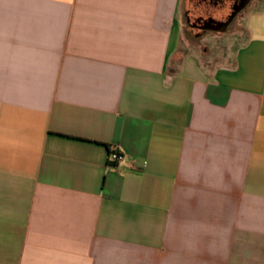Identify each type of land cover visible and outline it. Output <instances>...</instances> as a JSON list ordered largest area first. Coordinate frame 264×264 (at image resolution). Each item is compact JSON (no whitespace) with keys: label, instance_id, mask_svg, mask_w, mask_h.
<instances>
[{"label":"crops","instance_id":"0c3cea01","mask_svg":"<svg viewBox=\"0 0 264 264\" xmlns=\"http://www.w3.org/2000/svg\"><path fill=\"white\" fill-rule=\"evenodd\" d=\"M184 2L0 0V264H264V0Z\"/></svg>","mask_w":264,"mask_h":264},{"label":"rangeland","instance_id":"374dc122","mask_svg":"<svg viewBox=\"0 0 264 264\" xmlns=\"http://www.w3.org/2000/svg\"><path fill=\"white\" fill-rule=\"evenodd\" d=\"M184 42L190 45L204 62L210 58L217 59L222 50L235 43L238 46L239 35L243 29L244 17L237 14L226 28H209L202 30L204 22H227L232 15L233 2L225 0L221 6L209 4L204 0H185ZM245 13V11H244Z\"/></svg>","mask_w":264,"mask_h":264},{"label":"flooded vegetation","instance_id":"af4514ba","mask_svg":"<svg viewBox=\"0 0 264 264\" xmlns=\"http://www.w3.org/2000/svg\"><path fill=\"white\" fill-rule=\"evenodd\" d=\"M229 2H233V8H232V15L230 16L229 20L227 22H214L213 20L204 22L205 24L201 26L202 30H207L209 28H226L229 26L231 20L239 13L244 12L249 4L253 0H227Z\"/></svg>","mask_w":264,"mask_h":264},{"label":"built area","instance_id":"2783aa9c","mask_svg":"<svg viewBox=\"0 0 264 264\" xmlns=\"http://www.w3.org/2000/svg\"><path fill=\"white\" fill-rule=\"evenodd\" d=\"M110 159L111 162L118 163L123 160V156L118 153H112Z\"/></svg>","mask_w":264,"mask_h":264},{"label":"trees","instance_id":"16d2710c","mask_svg":"<svg viewBox=\"0 0 264 264\" xmlns=\"http://www.w3.org/2000/svg\"><path fill=\"white\" fill-rule=\"evenodd\" d=\"M205 2L209 3V4H213V5H217V6H221V4L225 1V0H204Z\"/></svg>","mask_w":264,"mask_h":264}]
</instances>
